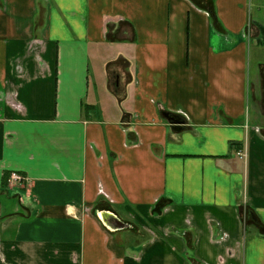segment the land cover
Returning <instances> with one entry per match:
<instances>
[{
    "label": "crops",
    "instance_id": "obj_1",
    "mask_svg": "<svg viewBox=\"0 0 264 264\" xmlns=\"http://www.w3.org/2000/svg\"><path fill=\"white\" fill-rule=\"evenodd\" d=\"M250 4L0 0V264H264Z\"/></svg>",
    "mask_w": 264,
    "mask_h": 264
},
{
    "label": "rangeland",
    "instance_id": "obj_2",
    "mask_svg": "<svg viewBox=\"0 0 264 264\" xmlns=\"http://www.w3.org/2000/svg\"><path fill=\"white\" fill-rule=\"evenodd\" d=\"M250 11L252 13V18L257 24L261 25L264 28V0H251L250 4ZM256 25H253V35L256 36L257 40L259 41V44H263L264 46V33L262 31V28L260 27V31ZM252 35V32H251ZM254 46V45H253ZM256 46V45H255ZM263 49H251V73L253 75V78L258 77V74L262 75L264 74V47H260ZM257 91L261 92V89H257ZM257 121L262 123L263 116L262 113L259 112V116L257 115Z\"/></svg>",
    "mask_w": 264,
    "mask_h": 264
},
{
    "label": "built area",
    "instance_id": "obj_3",
    "mask_svg": "<svg viewBox=\"0 0 264 264\" xmlns=\"http://www.w3.org/2000/svg\"><path fill=\"white\" fill-rule=\"evenodd\" d=\"M27 182V178L18 173V172H11L9 177V183L11 184H24Z\"/></svg>",
    "mask_w": 264,
    "mask_h": 264
},
{
    "label": "water",
    "instance_id": "obj_4",
    "mask_svg": "<svg viewBox=\"0 0 264 264\" xmlns=\"http://www.w3.org/2000/svg\"><path fill=\"white\" fill-rule=\"evenodd\" d=\"M166 118L170 119L171 121H173V123H176V117L172 114H168V113H165L164 114Z\"/></svg>",
    "mask_w": 264,
    "mask_h": 264
},
{
    "label": "trees",
    "instance_id": "obj_5",
    "mask_svg": "<svg viewBox=\"0 0 264 264\" xmlns=\"http://www.w3.org/2000/svg\"><path fill=\"white\" fill-rule=\"evenodd\" d=\"M263 33H264V29H263Z\"/></svg>",
    "mask_w": 264,
    "mask_h": 264
}]
</instances>
